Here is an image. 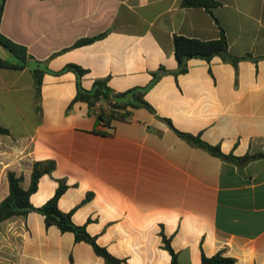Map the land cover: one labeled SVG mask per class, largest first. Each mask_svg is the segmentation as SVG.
Wrapping results in <instances>:
<instances>
[{
	"label": "crops",
	"instance_id": "1",
	"mask_svg": "<svg viewBox=\"0 0 264 264\" xmlns=\"http://www.w3.org/2000/svg\"><path fill=\"white\" fill-rule=\"evenodd\" d=\"M183 1H6L1 32L32 59L22 70L0 65V125L10 131L0 135V203L9 172L27 190L34 163L53 161L31 204L43 206L65 183L60 210L121 264H171L164 237L178 264L220 251L236 264H264V158L226 161L177 133L239 158L264 153V58L237 67L192 59L187 73L173 74L175 36L216 40L223 29L232 55L264 57V0H211L209 9ZM1 60L10 55L0 50ZM38 62L49 72L80 66L83 88L108 79L118 93L149 85L160 67L170 73L145 96L154 112L133 109L108 129L86 103L69 109L77 95L71 71L46 73L37 97ZM0 264L107 263L32 212L0 225Z\"/></svg>",
	"mask_w": 264,
	"mask_h": 264
},
{
	"label": "trees",
	"instance_id": "2",
	"mask_svg": "<svg viewBox=\"0 0 264 264\" xmlns=\"http://www.w3.org/2000/svg\"><path fill=\"white\" fill-rule=\"evenodd\" d=\"M7 0H0V46L10 55L11 60H1L0 65L6 69L22 70L26 67L28 59L32 57L28 54L26 47L17 44L7 38L1 32V21L4 13V8ZM216 3L211 0H184L185 7H204L211 8ZM104 37V34L94 37L79 40L75 47H81L95 42ZM174 51L178 62V69L173 72L175 76L185 74L189 70V61L192 59H201L211 62L215 57H220L225 63H230L237 67L242 60L260 61L264 57L253 58L251 54H246L242 57H236L229 52V43L225 31L221 30L219 39L216 40H198L188 38L185 36L174 37ZM71 71L77 76V95L69 106L72 109L76 103H86L92 113L96 116L98 126L111 128L112 123L116 120H126L131 117L132 110L136 108H146L154 112L152 106L145 100L146 94L160 81V79L169 74L164 67L153 74V79L149 85L145 87H136L125 92H115L108 83V79L96 80L93 87L89 90L83 88L81 80L86 75L87 70L77 65H68L59 72H49L47 69L41 67V63L33 69V76L35 79L36 96H41V89L43 84V76L46 73L62 74ZM178 135L187 140L193 145L206 149L212 155L223 160H228L234 163H249L253 160L264 158V153L255 155H246L239 158L234 155L224 154L219 147L211 146L203 142L200 137H195L189 134L178 132ZM0 135H10V131L0 125ZM55 169V163L49 162H35L33 167L32 179L30 187L27 190L22 188L23 177L17 176L14 172L8 173L9 181V196L0 203V225L13 217L27 216L29 213L37 212L44 216L46 227L56 226L63 233H73L77 242H86L92 245L96 254L102 257L107 264H121L122 261L114 257L106 248L101 247L96 238L92 237L86 230L85 226L76 225L73 220V212L65 213L59 208V200L65 193L68 186L61 183L55 196L47 201L41 207H34L31 202V196L38 190L40 179L46 175L51 174ZM90 197L88 196V199ZM166 248L172 255L171 264H178L177 255L172 250L169 240L164 237ZM237 260L225 255L224 251H220L214 256L202 257V264H236Z\"/></svg>",
	"mask_w": 264,
	"mask_h": 264
},
{
	"label": "water",
	"instance_id": "3",
	"mask_svg": "<svg viewBox=\"0 0 264 264\" xmlns=\"http://www.w3.org/2000/svg\"><path fill=\"white\" fill-rule=\"evenodd\" d=\"M0 50L6 55V56H8L9 54H7L6 52H5V50L0 46Z\"/></svg>",
	"mask_w": 264,
	"mask_h": 264
}]
</instances>
